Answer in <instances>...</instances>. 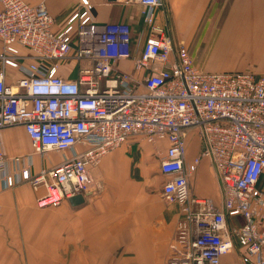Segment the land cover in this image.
<instances>
[{"label": "built area", "instance_id": "2783aa9c", "mask_svg": "<svg viewBox=\"0 0 264 264\" xmlns=\"http://www.w3.org/2000/svg\"><path fill=\"white\" fill-rule=\"evenodd\" d=\"M81 1L56 29L44 3L0 0V129L22 125L41 156L73 152L35 174L32 154L12 157L11 171L0 150V186L29 181L45 188L39 207L57 206L92 190L91 169L106 154L148 142L166 177L161 195L181 208L179 241H188L184 250L171 245L170 264H221L236 244L243 264H264V74L197 67L164 18V0H139L149 35L125 72L118 61L130 55L128 32L95 22ZM60 63L75 64L77 75L61 76ZM189 130L199 153L185 165ZM78 143L88 147L77 151ZM202 158L220 178L221 205L191 194Z\"/></svg>", "mask_w": 264, "mask_h": 264}, {"label": "crops", "instance_id": "0c3cea01", "mask_svg": "<svg viewBox=\"0 0 264 264\" xmlns=\"http://www.w3.org/2000/svg\"><path fill=\"white\" fill-rule=\"evenodd\" d=\"M24 1L44 3L54 16L56 29L82 7L81 0ZM164 1V18L197 67L207 72L264 74V0H225L224 14L213 9L218 0ZM89 2L95 22L112 23L128 32L130 41L124 50L130 55L118 61V68L133 73L134 59L141 55L149 35L139 0ZM76 70L72 63L60 66L58 72L74 78ZM185 141L188 165L199 153L197 133L189 130ZM165 144L160 142L162 151ZM87 147L78 143L76 150ZM156 149L148 142L131 140L106 154L91 169L95 184L78 204L65 199L57 206L39 207L43 186L35 189L29 181L10 188L0 186V264H170L171 245L184 250L188 241L181 243L178 238L180 206L161 195L166 177ZM0 150L10 159L11 171L12 157L32 154L35 174L73 155L71 150L50 151L45 158L33 153L22 125L0 129ZM190 186L193 196L221 205L222 183L209 159L200 160ZM221 264H243L237 244L221 256Z\"/></svg>", "mask_w": 264, "mask_h": 264}, {"label": "rangeland", "instance_id": "374dc122", "mask_svg": "<svg viewBox=\"0 0 264 264\" xmlns=\"http://www.w3.org/2000/svg\"><path fill=\"white\" fill-rule=\"evenodd\" d=\"M219 2L217 3V5H214L213 6V9H214V11H222V14H224L225 13V11H226V7H227V2L225 1V0H218ZM221 14V15H222ZM220 18H221V16H220ZM60 66H64L62 63H60L59 64ZM192 141H194V140H192ZM49 155V153H47V154H45V155H43V157L45 158V157H47Z\"/></svg>", "mask_w": 264, "mask_h": 264}, {"label": "water", "instance_id": "95a60500", "mask_svg": "<svg viewBox=\"0 0 264 264\" xmlns=\"http://www.w3.org/2000/svg\"><path fill=\"white\" fill-rule=\"evenodd\" d=\"M70 201L73 204H78L80 202H83L84 201V195L83 194H76V195H74L73 197L70 198Z\"/></svg>", "mask_w": 264, "mask_h": 264}]
</instances>
